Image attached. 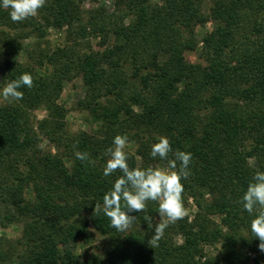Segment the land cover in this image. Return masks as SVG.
Listing matches in <instances>:
<instances>
[{"label": "trees", "instance_id": "16d2710c", "mask_svg": "<svg viewBox=\"0 0 264 264\" xmlns=\"http://www.w3.org/2000/svg\"><path fill=\"white\" fill-rule=\"evenodd\" d=\"M83 1L46 0L17 22L0 8L3 82L33 78L22 99L0 103V217L21 224L19 239L0 241V264H264L250 229L264 209L249 213L240 202L264 171V0H209L205 10L203 0H112L109 10L96 0L83 9ZM206 22L198 39L194 27ZM50 27L62 31L52 47L44 41ZM192 51L195 61L186 56ZM74 76L90 131L69 130L58 101ZM37 109L44 115L33 118ZM117 134L128 136L130 168L192 153L182 198L195 212L169 224L155 248L149 239L166 219L158 202L132 213L124 231L94 210L122 175H103ZM161 136L173 150L164 160L149 155ZM94 233L100 249L75 252Z\"/></svg>", "mask_w": 264, "mask_h": 264}, {"label": "clouds", "instance_id": "9594fccd", "mask_svg": "<svg viewBox=\"0 0 264 264\" xmlns=\"http://www.w3.org/2000/svg\"><path fill=\"white\" fill-rule=\"evenodd\" d=\"M45 2L46 0H0V8L9 10L10 19L17 22L37 15ZM32 86V75L22 73L0 88V101L8 103L18 101L23 97L21 89ZM128 143L127 134H117L113 137L112 145L106 150L109 158L103 167V175L107 177L117 169L122 175L103 195L102 204H95L94 210L108 217L110 225L117 231H124L135 218L132 213L143 211L148 201L158 202V216L166 219L155 224L153 235L149 239L152 248H155L167 226L187 215L182 198L184 191L182 180H186L191 174L189 164L192 161V153L176 150L173 153L174 158L168 160L169 169L175 170L154 167L130 168L127 163L129 153L125 150ZM172 151L169 139L161 136L151 145L149 155L164 160ZM74 155L80 161L88 159L87 152L76 151ZM240 202L243 209L249 213L257 207L264 209V171L254 173ZM250 229L254 237L259 238L261 241L259 246L264 250V211L255 215Z\"/></svg>", "mask_w": 264, "mask_h": 264}, {"label": "rangeland", "instance_id": "374dc122", "mask_svg": "<svg viewBox=\"0 0 264 264\" xmlns=\"http://www.w3.org/2000/svg\"><path fill=\"white\" fill-rule=\"evenodd\" d=\"M209 0H203V9L205 10L208 7ZM93 4H91L88 0H84L81 3V7L83 9L90 8ZM94 6H103L106 10L112 9V0H96L94 3ZM210 28V22H206L202 25H196L194 27L195 35L199 39L201 35L209 30ZM32 38H26L24 39V43H28ZM62 39V31L60 29H55L53 27H50L47 30V34L45 35V43H48L49 46H55L56 44L60 43ZM97 39L91 40V47L97 48L96 45ZM187 58L191 61L197 60V51H192L187 53ZM19 59L23 60L24 57L22 55L18 56ZM5 86V83L3 82L2 76H1V68H0V88ZM84 93V86L82 83V79L80 76H74L71 79H68L64 81L63 87L61 90V93L59 94L58 101L60 104H62L66 110L65 115V122L66 126L71 131H78L80 129L90 131L89 127L85 123L84 116L85 113L81 112L76 107V101L80 97L83 96ZM3 101H0V103ZM44 115V111L42 109H37L33 111V118H40ZM97 124H93V130L97 128ZM129 147V145H127ZM156 168H161L164 170H172L169 169L168 166H157ZM185 209L187 211V217L190 219L194 212H195V206L193 205L191 200H188V202L185 204ZM21 236V224L20 223H6L3 221L0 217V241H3L5 244L7 242H15L17 239H19ZM100 236L96 233H94L93 240L86 246H83L80 242L75 244V252L80 254L81 256H84L87 251L89 250H98L100 249ZM174 240L176 242H179L181 240L180 235H174ZM3 243V244H4ZM206 250H211V247H206Z\"/></svg>", "mask_w": 264, "mask_h": 264}]
</instances>
